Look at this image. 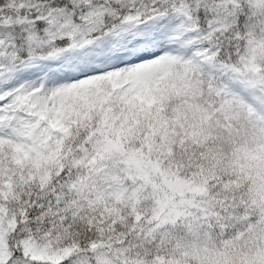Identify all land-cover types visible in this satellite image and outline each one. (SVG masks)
<instances>
[{
  "label": "snow or ice",
  "instance_id": "1",
  "mask_svg": "<svg viewBox=\"0 0 264 264\" xmlns=\"http://www.w3.org/2000/svg\"><path fill=\"white\" fill-rule=\"evenodd\" d=\"M0 264H264V0H0Z\"/></svg>",
  "mask_w": 264,
  "mask_h": 264
}]
</instances>
